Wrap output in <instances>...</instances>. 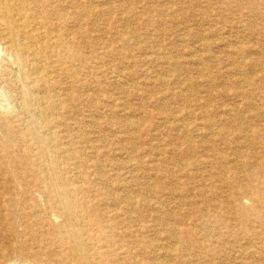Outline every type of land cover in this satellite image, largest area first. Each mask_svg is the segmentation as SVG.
I'll list each match as a JSON object with an SVG mask.
<instances>
[{"label": "bare ground", "instance_id": "6f19581e", "mask_svg": "<svg viewBox=\"0 0 264 264\" xmlns=\"http://www.w3.org/2000/svg\"><path fill=\"white\" fill-rule=\"evenodd\" d=\"M0 264H264V0H0Z\"/></svg>", "mask_w": 264, "mask_h": 264}, {"label": "rangeland", "instance_id": "374dc122", "mask_svg": "<svg viewBox=\"0 0 264 264\" xmlns=\"http://www.w3.org/2000/svg\"><path fill=\"white\" fill-rule=\"evenodd\" d=\"M140 6V5H139ZM234 25L237 26V29L239 30V33H241L242 35L245 34H250L247 30L245 32V29H243L241 27V24L240 23H235ZM241 29V30H240ZM236 30H229L228 27L226 28V30H224V35H226L227 37H231L233 38L235 35ZM252 35V34H251ZM252 37V36H251ZM212 38V37H211ZM249 39V38H248ZM253 39V38H252ZM178 41V42H177ZM171 42H173L175 44V48L172 49L171 53L180 59V62L182 63L181 65L184 67V69L187 71V70H190L189 72H191L194 76L198 75L199 73H197V70L195 68H192V67H198L200 64L198 63V60H196L197 56L194 57V53H197L200 54L202 51L201 49L198 47V46H195V43L193 42V40H189V42H184L182 41L178 36H175L171 39ZM223 44V43H222ZM226 44V43H225ZM225 44L222 45V48L225 47ZM250 44L252 45V41L250 40ZM194 47V48H193ZM214 49L213 50H219L220 48L217 46V47H213ZM221 48V49H222ZM252 49V47H250ZM220 49V50H221ZM219 50V51H220ZM252 54L255 55L256 53V49H253L252 51ZM193 53V54H192ZM223 56V55H222ZM225 62V61H224ZM195 64V65H193ZM153 65V64H152ZM215 65V64H213ZM221 65H226V66H229L228 65V62L226 63H222ZM144 66H147V63L144 65H139V66H135V70H136V78L137 79H141L140 80V84H137L139 87L138 88H142L144 85L141 84L144 80L145 81H148V78L147 77H150L151 75L149 73H146V71H144L143 67ZM222 68V66H221ZM192 69V71H191ZM215 69V67H214ZM143 77V79H142ZM142 81V82H141ZM199 82V83H198ZM206 81H203L201 78H196L194 80V83L192 85V88H193V92L198 95V97L200 98V96H206L208 94V90H207V86L206 84H204ZM222 79H218L216 84V92L218 91V89L222 88L223 84H222ZM225 84L227 85L228 82ZM171 89L172 90H175V89H179V87H177L176 85L172 84L171 85ZM219 89V90H220ZM170 90V89H169ZM116 96H118V94H116ZM142 96V97H141ZM144 96V97H143ZM170 97V96H169ZM147 96L146 95H137V96H134L132 98V101L133 102H140L141 100H144L146 101L148 104H149V107L150 108H153V102L147 100ZM222 102L220 103H223L224 101L226 102H229L230 104H233L235 103L236 105H239V108L241 109V112H242V115L244 117H246V114H247V117L246 119H248V121L251 119V113L248 111V109H246V106L244 105V102L242 104V101L240 100V97H234L232 95H228L226 96V94L223 96L222 98ZM239 100V101H238ZM216 101H213L211 104H212V107L215 108L217 110V104L215 103ZM176 104V105H180L182 106V108H184V110H190L191 112L193 111L195 113V115H198L201 111V109L199 108V105L197 103L196 100L192 101V102H187L185 99H181L179 101H175L172 103L173 104ZM189 111V112H190ZM245 111V112H244ZM117 113H122L121 110L118 109L116 110ZM216 114V113H215ZM200 116V115H198ZM161 117L159 115H154L153 117H150V122L149 124L146 122V124L144 125V132L140 131V133L138 132V134H136L137 137H134V140H133V143L138 146L137 148V153L138 154H146V153H149L151 154V158L153 160H155L156 158V154L159 153V148L158 146L160 147H164V150H165V155H170L171 153V146H174L173 144L169 143L168 140L165 138L166 136L163 135L162 133H160V131L157 129V127L159 126V124H163V120L161 118V120L158 121V119H160ZM202 120V119H199V121ZM180 124L184 123V121L180 120L179 122ZM148 124V125H147ZM148 126V127H147ZM153 128V129H152ZM152 129V130H151ZM115 129H113V131H110V128H106L105 129V132L106 133V137H108L106 143H107V146H104L105 149L107 150H110V154L112 157L114 156L115 158H118L119 160L121 161H125V157L123 155V151H116L117 150V147H119V143H111V141L115 138V136H113V133L115 132L114 131ZM155 130V131H153ZM159 131V132H158ZM153 132V133H152ZM176 132V131H174ZM145 133V134H144ZM154 134V135H153ZM163 135V136H162ZM110 136V137H109ZM140 136V137H139ZM200 137H203V135L201 136H193V142L194 144H196V146H201L199 149L202 151V153L204 151H208V147L209 145L207 143H200ZM138 138V139H137ZM185 144H181V146H185ZM180 146V145H179ZM203 146V147H202ZM206 146V148H205ZM219 146H225V144L223 145L222 143H220ZM147 150H149L148 152H146ZM115 154V155H114ZM117 154V155H116ZM122 154V155H121ZM122 157V158H121ZM145 159H149V157L145 158ZM154 177V176H153ZM155 179V178H153ZM172 205H174V203H172Z\"/></svg>", "mask_w": 264, "mask_h": 264}]
</instances>
